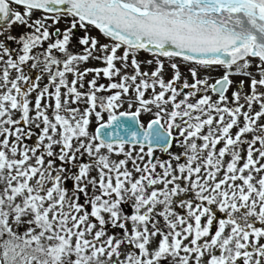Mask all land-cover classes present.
Wrapping results in <instances>:
<instances>
[{
    "label": "snow or ice",
    "instance_id": "snow-or-ice-1",
    "mask_svg": "<svg viewBox=\"0 0 264 264\" xmlns=\"http://www.w3.org/2000/svg\"><path fill=\"white\" fill-rule=\"evenodd\" d=\"M0 264H264V0H0Z\"/></svg>",
    "mask_w": 264,
    "mask_h": 264
},
{
    "label": "rangeland",
    "instance_id": "rangeland-1",
    "mask_svg": "<svg viewBox=\"0 0 264 264\" xmlns=\"http://www.w3.org/2000/svg\"><path fill=\"white\" fill-rule=\"evenodd\" d=\"M61 27H64V25L62 24ZM13 34L15 35V34H17V33L14 31ZM92 34H93V35H98V33H96L95 31H93ZM150 58H151V57H149L147 53H142L141 56H140V59H141V60H144V59H150ZM89 66H100V65L96 64L95 62H93V63H91ZM217 75H219V73H217ZM257 78H259V77H257ZM234 79H239V78H234ZM101 82H102V83H106L105 80H101ZM245 90H246V91L248 90V83H247V82H246V84H245ZM142 119H145V120H146L147 117H143ZM158 154H159V153H158ZM129 211H130V209H129Z\"/></svg>",
    "mask_w": 264,
    "mask_h": 264
}]
</instances>
